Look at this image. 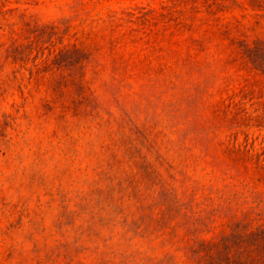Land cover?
<instances>
[{"label":"rangeland","instance_id":"374dc122","mask_svg":"<svg viewBox=\"0 0 264 264\" xmlns=\"http://www.w3.org/2000/svg\"><path fill=\"white\" fill-rule=\"evenodd\" d=\"M210 2L215 14L199 0L192 20L183 0H0V264H190L160 179L212 168L220 151L203 147L227 131L199 124L244 78L256 82L245 109L264 113L258 75L225 62L214 34L228 23L264 38V0ZM73 44L86 56L74 65ZM235 198L200 188L193 201L208 212Z\"/></svg>","mask_w":264,"mask_h":264},{"label":"trees","instance_id":"16d2710c","mask_svg":"<svg viewBox=\"0 0 264 264\" xmlns=\"http://www.w3.org/2000/svg\"><path fill=\"white\" fill-rule=\"evenodd\" d=\"M203 1L208 14H215L212 2ZM183 2L189 18L199 19V0ZM222 8L226 5L221 4ZM190 24L183 23V26L189 28ZM214 34L225 40L229 48L230 54L225 62L248 74L258 75L260 82L257 83L264 86V38H249L240 30L232 31L228 23L219 25ZM196 42L201 48L202 38ZM64 51L60 49L56 54L58 68H62ZM69 51L72 65L86 57L75 44ZM8 55L22 67V45L12 43ZM39 71L34 63L29 70L30 77L36 79ZM78 83L83 88L81 79ZM254 86L256 82L254 84L249 78H244L238 92L228 95L226 102L214 109L208 120L199 124L206 135L210 129L223 127L227 131L226 140L213 143L210 138V144L206 142L203 147L207 151L209 145H215V149L220 151V155L211 160L212 168L205 172V176L193 177L184 169L180 170V177L170 174L169 179H160V186L169 195L163 202L165 209H168V204L174 205L182 218V221H166L167 234L175 236L176 229L180 227L179 241L190 264H264V145L256 147L259 135L253 136L256 130L264 129V113H248L243 104V99L254 96ZM240 135L242 140L239 141ZM197 165L195 162L193 168ZM200 188L209 192L228 191L236 198L233 203L213 207L208 212L204 208L195 210L193 198ZM218 216L223 221H215ZM126 225L133 232H137L139 227L137 221H126Z\"/></svg>","mask_w":264,"mask_h":264}]
</instances>
